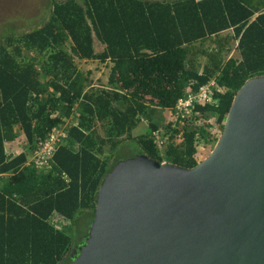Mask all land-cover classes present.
Instances as JSON below:
<instances>
[{
    "label": "trees",
    "instance_id": "trees-1",
    "mask_svg": "<svg viewBox=\"0 0 264 264\" xmlns=\"http://www.w3.org/2000/svg\"><path fill=\"white\" fill-rule=\"evenodd\" d=\"M49 17L0 41V264H71L103 181L137 155L131 147L197 166L199 146L214 148L238 91L264 75V0H66ZM76 59L112 63L107 86L94 87ZM212 83L211 103L165 126L160 149L159 109ZM66 125L49 163H28L37 141Z\"/></svg>",
    "mask_w": 264,
    "mask_h": 264
},
{
    "label": "water",
    "instance_id": "water-1",
    "mask_svg": "<svg viewBox=\"0 0 264 264\" xmlns=\"http://www.w3.org/2000/svg\"><path fill=\"white\" fill-rule=\"evenodd\" d=\"M71 264H264V75L238 91L197 166L117 163Z\"/></svg>",
    "mask_w": 264,
    "mask_h": 264
},
{
    "label": "rangeland",
    "instance_id": "rangeland-1",
    "mask_svg": "<svg viewBox=\"0 0 264 264\" xmlns=\"http://www.w3.org/2000/svg\"><path fill=\"white\" fill-rule=\"evenodd\" d=\"M66 0H0V41L1 39L13 34H21L29 32L32 29L42 27L48 22L49 16L53 11V3ZM147 1H172V0H147ZM97 43V40H96ZM101 44L96 45V51L100 52ZM208 45V44H206ZM239 57L238 53L233 52L232 56ZM84 70L85 67H84ZM87 71V70H86ZM105 76H107L105 74ZM155 122L162 125L161 130L167 126L168 118L161 112L157 114ZM145 127H148L147 120L143 121ZM144 132V128L136 133V135ZM20 146V145H19ZM18 147V146H17ZM130 147H127L129 150ZM199 159H206L213 149L207 148L201 144L198 148ZM131 155H138L134 147L129 150ZM136 155V156H137Z\"/></svg>",
    "mask_w": 264,
    "mask_h": 264
},
{
    "label": "built area",
    "instance_id": "built-area-1",
    "mask_svg": "<svg viewBox=\"0 0 264 264\" xmlns=\"http://www.w3.org/2000/svg\"><path fill=\"white\" fill-rule=\"evenodd\" d=\"M213 88L214 83L202 87L197 94H191L186 98L180 99L175 108L159 109V112H161L164 116H167L169 120L167 125L169 123L177 125L178 122H180V118L185 114V112L190 111L197 104L206 105L211 103L213 99ZM66 128L67 125L55 132L50 133L46 139H39L36 143L35 150L30 154L28 163H35L37 165L46 166L54 156L57 148L66 140ZM153 136L158 141L160 149H163L168 139L164 130L156 131ZM52 219L54 220V222L63 221V219L57 214H54Z\"/></svg>",
    "mask_w": 264,
    "mask_h": 264
},
{
    "label": "crops",
    "instance_id": "crops-1",
    "mask_svg": "<svg viewBox=\"0 0 264 264\" xmlns=\"http://www.w3.org/2000/svg\"><path fill=\"white\" fill-rule=\"evenodd\" d=\"M99 45L101 43H99L97 41L96 43V39H95V47L96 45ZM102 46V49L100 52H102L105 48V46L103 45H100ZM96 49V48H95ZM100 52H97V53H100ZM79 70H82L83 72H86V73H91V79L93 81V86L94 87H105L107 86L108 84V78H109V74H110V71H111V68L113 66L112 63L110 62H106V63H100L98 61H80L78 59L75 60ZM84 67L85 69L87 70H84ZM105 74L107 76H105ZM22 137H19L18 139H20ZM19 145L20 143H15V144H9L8 145V148L10 150L11 153H13L15 150H13L14 148L13 147H17V150L19 149ZM4 181V177H0V185H2V182Z\"/></svg>",
    "mask_w": 264,
    "mask_h": 264
}]
</instances>
